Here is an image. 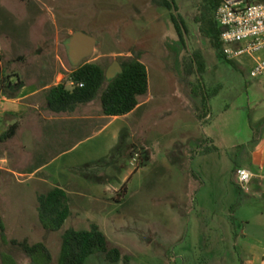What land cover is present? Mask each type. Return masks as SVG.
I'll return each instance as SVG.
<instances>
[{
    "label": "rangeland",
    "instance_id": "obj_1",
    "mask_svg": "<svg viewBox=\"0 0 264 264\" xmlns=\"http://www.w3.org/2000/svg\"><path fill=\"white\" fill-rule=\"evenodd\" d=\"M205 1L175 0L189 30L186 48L174 12L154 0H0V83L21 84L18 93L24 86L41 89L31 104L46 105L52 86L67 82L71 87L74 65L66 43L77 31L98 40L94 54L81 64L108 70L115 61L139 54L149 72L142 106L115 120L110 130L101 127L106 121L99 119L100 98L82 108L93 113L94 125L78 133L77 151L70 156L55 161L61 147L43 148L24 131L0 142V223L9 240L42 241L57 263L63 232L96 223L111 246L130 259L112 263L96 254L86 264H258L251 261L264 251V199L241 191L234 174L249 166L250 153L245 147L203 153L209 137L197 139L202 129H196L192 110L202 95L194 89L199 92L198 76L185 75L186 57L203 52V79L211 95L221 85L230 87L211 102L214 113L248 72L221 59L202 34L197 18ZM119 125L124 129L114 140L111 133ZM86 136L93 140L80 143ZM69 160L74 177H56L57 167ZM45 163L47 168L31 175ZM57 185L68 191L72 215L62 230L48 231L39 219L38 194ZM6 253L29 264L0 229V264Z\"/></svg>",
    "mask_w": 264,
    "mask_h": 264
},
{
    "label": "trees",
    "instance_id": "obj_2",
    "mask_svg": "<svg viewBox=\"0 0 264 264\" xmlns=\"http://www.w3.org/2000/svg\"><path fill=\"white\" fill-rule=\"evenodd\" d=\"M162 7L173 11V21L178 30L181 41L186 45L188 27L183 17L177 13L179 10L175 0H154ZM205 6L200 10L197 18L200 23L201 32L205 35L217 55L230 63L223 53L221 40L222 27L219 26L216 13L223 4V0H206ZM123 72L115 78H107V69L98 63L85 62L74 66L70 75V81L74 83L69 87L67 82L60 83L48 89L46 95V107L56 113H73L79 106L94 102L97 98L101 100L103 113L107 116H124L133 112L140 105V98L149 92V72L146 64L142 62L139 54L129 56L120 60ZM206 59L201 50L193 52L184 61L185 75L198 76L199 92L194 87L196 94H201L202 99L196 103L192 112L198 122L204 127L212 117L211 100L214 94L207 90L203 79ZM25 83L23 82L22 85ZM83 84V86H80ZM21 85V84H20ZM10 84L8 87L0 83V88L9 97L17 96L15 89L20 86ZM18 128L15 124L2 136L0 142L11 139ZM207 148L203 153H212L217 150L216 146H210L213 142L208 138ZM239 187V185L237 184ZM240 188V187H239ZM242 191V189L240 188ZM38 214L42 226L48 231H60L63 229L67 219L72 215L71 206L68 201V193L61 187H53L45 193L38 194ZM3 239L10 245L20 249L29 259V264H86L89 258L96 254H104L109 262L116 263L121 260L129 261V256L124 255L118 247H113L106 232L100 225L93 223L88 229L68 228L63 232V244L58 262L55 263L54 256L48 245L42 241L31 243L28 239L9 240L6 227L0 223ZM2 264H19L15 255L6 253Z\"/></svg>",
    "mask_w": 264,
    "mask_h": 264
},
{
    "label": "crops",
    "instance_id": "obj_3",
    "mask_svg": "<svg viewBox=\"0 0 264 264\" xmlns=\"http://www.w3.org/2000/svg\"><path fill=\"white\" fill-rule=\"evenodd\" d=\"M261 53L254 57L244 56L239 60H233L243 70L246 68L248 71L247 78L240 81L238 90L230 94L229 100L226 103H222L219 110L215 111V113L214 111L212 112L211 120L204 127L195 118L197 121L196 129L198 131L202 129V133H197V139L199 137L204 138L205 134L213 140L215 146L219 149L240 148L243 150L244 147L248 149L246 150L250 153L251 161L249 166L245 168L249 169L254 174V177L249 190L244 192L247 195L264 199V79L261 77L253 78L250 75L256 61L264 58V54ZM228 89H230L228 85H221L219 91L211 100L212 104L225 91L227 92ZM40 92L41 89L34 86H24L21 93H17L16 97L11 98L7 94H4L0 88V98L4 100V112L0 118V136L9 130L11 126L17 124L16 133L9 140H12L21 131H24L31 135V137H34L43 148L54 143L61 147L63 151L55 159L56 161L76 152L79 144H75V137L79 132L86 131L88 127L94 125L93 113L88 112L87 109H82L92 102L79 106L73 113H56L48 109L46 105L40 106L39 104L35 105L29 102L31 98ZM141 106L142 103L140 102L137 109ZM32 110H35V112ZM31 112H33V115L29 116ZM34 114H38V116H34ZM129 114L113 116L112 120H108L111 116L103 113L99 116L101 121H106L101 126L102 130H110L114 126L115 120L128 118ZM123 127L119 125V127L112 130L111 134L114 140L120 136L121 130L124 129ZM91 138V136H86L80 143L86 144L93 140ZM5 160L9 161V159ZM48 166V163L38 166L31 175L44 170ZM72 167H74L73 160H69L68 164L64 166L57 167L56 177L67 179L74 177V169ZM12 171L18 173L17 170ZM57 186L65 189L63 186ZM263 252H257L259 256L251 262L256 260L259 264Z\"/></svg>",
    "mask_w": 264,
    "mask_h": 264
},
{
    "label": "built area",
    "instance_id": "obj_4",
    "mask_svg": "<svg viewBox=\"0 0 264 264\" xmlns=\"http://www.w3.org/2000/svg\"><path fill=\"white\" fill-rule=\"evenodd\" d=\"M216 19L223 29L221 40L223 53L227 59L254 57L264 51V0H223L216 13ZM250 75L253 78L264 79V58L256 61ZM73 85L71 82V86ZM3 101L0 98V118L4 112ZM139 156V153L135 154L133 163ZM234 174L239 187L248 191L254 174L244 167H237ZM259 264H264V252Z\"/></svg>",
    "mask_w": 264,
    "mask_h": 264
},
{
    "label": "water",
    "instance_id": "obj_5",
    "mask_svg": "<svg viewBox=\"0 0 264 264\" xmlns=\"http://www.w3.org/2000/svg\"><path fill=\"white\" fill-rule=\"evenodd\" d=\"M66 45L71 63L74 66H79L86 58L94 54L98 40L89 34L77 31L71 35ZM122 72L121 62L115 61L107 70V78L113 79Z\"/></svg>",
    "mask_w": 264,
    "mask_h": 264
}]
</instances>
